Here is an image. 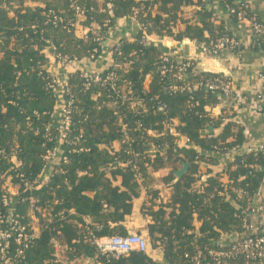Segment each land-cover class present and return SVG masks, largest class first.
Wrapping results in <instances>:
<instances>
[{
    "label": "trees",
    "instance_id": "trees-1",
    "mask_svg": "<svg viewBox=\"0 0 264 264\" xmlns=\"http://www.w3.org/2000/svg\"><path fill=\"white\" fill-rule=\"evenodd\" d=\"M221 1L232 19L243 10L260 21L246 3ZM212 2L0 0V233H9L0 237V264H214L212 252L233 243L222 245L221 236L245 234L264 152L238 154L224 173L209 169L202 180L200 164H217L243 143L244 128L233 106L213 111L223 96L201 83L218 74L142 37L189 39L214 56L217 40L232 33ZM126 17L142 27L119 36L108 67L68 70L62 99L70 122L59 145L52 64L97 61ZM136 209L150 251L99 252L93 236L142 234L125 226ZM227 262L259 264L244 256Z\"/></svg>",
    "mask_w": 264,
    "mask_h": 264
},
{
    "label": "crops",
    "instance_id": "crops-1",
    "mask_svg": "<svg viewBox=\"0 0 264 264\" xmlns=\"http://www.w3.org/2000/svg\"><path fill=\"white\" fill-rule=\"evenodd\" d=\"M248 5L250 10L264 24V0H237ZM209 7L216 13V16L222 20L227 29L232 33L240 44L241 50L237 56H231L225 52L224 56L217 62L228 73L235 87V93L232 98L223 97L222 103L218 104L213 111L219 113L222 108L233 106L235 110V119L243 126L244 141L238 145L233 151L219 156L217 164H208L202 162L200 164V172L202 180L208 176L207 170L215 172H223L225 166L236 155L247 152L249 147H259L264 145V114L258 107V102L255 99V92L264 91V80L260 74L264 71V45L258 40L253 39L249 31L248 21H237L231 18L226 10V7L221 0H213ZM116 26L111 30V34L103 48V55L97 61L77 63L78 68H88L92 70H102L108 67L111 63V51L113 44L116 43L119 36H133L137 33L138 27L136 23L124 18L117 20ZM82 26V25H81ZM78 26V33L86 32L87 28ZM151 44L163 48L166 52H173L177 55L191 57L197 61V69L205 70L208 61L213 60L209 55L202 54L201 48L196 42L189 39H184L181 42L168 37L152 36ZM214 61V60H213ZM54 73H58L64 78L66 69L58 65L52 64ZM68 72V69H67ZM208 110H211L208 107ZM219 132L218 130L215 133ZM264 171V168H262ZM222 181L227 182V176L223 175ZM255 214L253 216L254 224L258 227V232L264 234V178L256 190L254 196ZM147 220L143 218L138 209L135 210L132 216H129L125 221V226L129 231H140L143 235L146 234ZM244 234L233 232L225 234L218 240L222 245L229 244L242 238ZM151 255L162 262V257L159 251H152ZM78 264H93L91 260H86Z\"/></svg>",
    "mask_w": 264,
    "mask_h": 264
},
{
    "label": "built area",
    "instance_id": "built-area-1",
    "mask_svg": "<svg viewBox=\"0 0 264 264\" xmlns=\"http://www.w3.org/2000/svg\"><path fill=\"white\" fill-rule=\"evenodd\" d=\"M140 1V0H137ZM227 12L229 13V10L226 8ZM232 12V11H231ZM131 20H133L138 30L141 29V25L135 21L134 17H127ZM237 21H248L249 23V31L253 39H261L264 40V24L260 21L256 20H250L247 19L244 15V11L240 10L237 12ZM152 36H156L154 34H147L146 32H143V39L146 41L147 44H151L150 38ZM130 38L133 36L129 35ZM240 47L239 41L234 36H228L225 35L223 37H220L215 46H214V56H210L211 59H213L216 63L224 56L225 52H227L231 56H237L238 51L235 50ZM201 52L202 54L207 55V47L201 46ZM167 54H175L173 52ZM103 55V52H102ZM101 55V56H102ZM99 57V59L101 58ZM77 61H70L62 59L60 63H57L58 65L63 66L66 69V73L64 75V78L58 73L57 75V93H58V107L56 110V113L58 115V123L60 130L62 131L60 133L59 138V145L61 142V138L64 137V129H66L69 125L70 119V109H69V102H64L62 99V91L64 88V85L66 83V75H67V69H78ZM219 63V62H218ZM189 65L188 62L183 63L181 70H184L185 67ZM206 70V69H205ZM225 76V75H224ZM228 77V76H225ZM223 75H217L213 78L207 79L203 83H201L202 87L206 90L210 91H216L219 92L223 97L232 98L235 93V87L233 84V81L230 77L225 78ZM260 77L262 80H264L263 72L260 74ZM91 78L94 81H100L101 77L98 74L91 75ZM255 99L258 102V107L260 111L264 114L263 108H264V91L259 90L255 92ZM164 107V104L159 107L160 110ZM58 145V146H59ZM252 151H261L264 152V145H261L259 147H249L247 149V152ZM54 152H48V159L53 155ZM248 213L251 215V221L245 223V234L242 236V238L238 241H235L231 244L229 249L227 250H219L212 252L215 256V263L214 264H232L231 262H227L229 259H235L239 256H244L248 260L257 261L259 264H264V234L258 232V227L254 224L253 216L255 214V207L251 205H247ZM9 233H0V237H8ZM92 243L97 247L99 252L102 254H112L115 258L120 256L121 254H126L132 250H138L143 252H149V245L147 242V239L144 235L139 233H130L126 236H111V237H102L97 238L93 236Z\"/></svg>",
    "mask_w": 264,
    "mask_h": 264
},
{
    "label": "water",
    "instance_id": "water-1",
    "mask_svg": "<svg viewBox=\"0 0 264 264\" xmlns=\"http://www.w3.org/2000/svg\"><path fill=\"white\" fill-rule=\"evenodd\" d=\"M205 69L212 72L213 74H223L228 76L227 71L213 60L207 62ZM186 167L187 165H185L181 170L177 171V175H181L186 170Z\"/></svg>",
    "mask_w": 264,
    "mask_h": 264
}]
</instances>
